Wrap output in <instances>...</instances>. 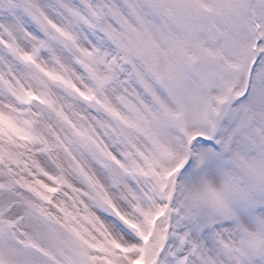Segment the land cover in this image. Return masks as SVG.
Masks as SVG:
<instances>
[{"label": "snow or ice", "instance_id": "obj_1", "mask_svg": "<svg viewBox=\"0 0 264 264\" xmlns=\"http://www.w3.org/2000/svg\"><path fill=\"white\" fill-rule=\"evenodd\" d=\"M0 264H264V0H0Z\"/></svg>", "mask_w": 264, "mask_h": 264}]
</instances>
